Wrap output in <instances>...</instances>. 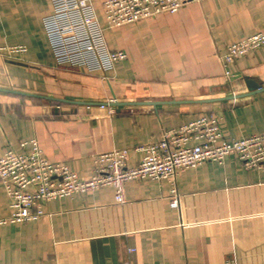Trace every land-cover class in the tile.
<instances>
[{
  "label": "crops",
  "instance_id": "0c3cea01",
  "mask_svg": "<svg viewBox=\"0 0 264 264\" xmlns=\"http://www.w3.org/2000/svg\"><path fill=\"white\" fill-rule=\"evenodd\" d=\"M103 1L91 3L108 49L127 58L89 72L57 65L42 24L50 0H0V157L36 139L45 159L89 179L93 156L126 148L135 166L137 147L206 115L223 140L264 133V46L221 63L227 45L264 31V0L192 2L119 27ZM17 46L26 50L9 52ZM109 100L128 105L110 113L99 107ZM124 192L123 205L106 186L0 225V264H264V164L246 169L230 155L181 171L174 185L129 181ZM10 213L0 185V219Z\"/></svg>",
  "mask_w": 264,
  "mask_h": 264
},
{
  "label": "built area",
  "instance_id": "2783aa9c",
  "mask_svg": "<svg viewBox=\"0 0 264 264\" xmlns=\"http://www.w3.org/2000/svg\"><path fill=\"white\" fill-rule=\"evenodd\" d=\"M52 12L42 24L58 66L84 68L89 72L106 71L127 58L124 51H110L104 28L98 22L91 0H50ZM203 0H104L106 22L119 27L164 13H176L186 4ZM264 46V31L226 46L221 55L224 67L240 57ZM2 49V48H1ZM24 46L9 49L10 53L24 52ZM115 102L114 100L105 103ZM110 113L114 108L109 105ZM29 145L28 152L16 153L7 149L0 157V185L9 200L10 215L0 219L5 223L22 224L45 215L40 203L88 195L100 188H113L118 205L126 202L124 186L129 181L167 180L175 184L181 171L207 161L222 164L234 155L246 169H259L264 164V133L227 141L221 137L219 121L210 114L189 121L173 130L163 131L159 141L135 149L140 160L128 166L129 151L113 149L93 156V174L80 178L66 164L50 162L42 155L36 139L21 143ZM180 195L172 188L170 206L179 204ZM125 264H131L126 262ZM225 264H233L227 262Z\"/></svg>",
  "mask_w": 264,
  "mask_h": 264
},
{
  "label": "water",
  "instance_id": "95a60500",
  "mask_svg": "<svg viewBox=\"0 0 264 264\" xmlns=\"http://www.w3.org/2000/svg\"><path fill=\"white\" fill-rule=\"evenodd\" d=\"M256 89H263V88H260V87H258V88H256ZM250 92H254V91H250ZM230 98H232V96H230ZM233 98H234V96H233ZM107 103H101V104H99V105H106ZM107 105H109V106H111V107H121V106H124V105H128V103L127 102H121V103H118V102H110V103H108Z\"/></svg>",
  "mask_w": 264,
  "mask_h": 264
}]
</instances>
